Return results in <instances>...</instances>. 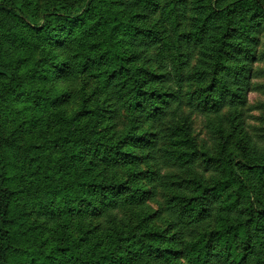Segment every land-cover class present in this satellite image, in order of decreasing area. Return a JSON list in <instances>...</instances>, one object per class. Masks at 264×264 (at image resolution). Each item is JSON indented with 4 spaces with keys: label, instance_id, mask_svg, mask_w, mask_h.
Listing matches in <instances>:
<instances>
[{
    "label": "trees",
    "instance_id": "16d2710c",
    "mask_svg": "<svg viewBox=\"0 0 264 264\" xmlns=\"http://www.w3.org/2000/svg\"><path fill=\"white\" fill-rule=\"evenodd\" d=\"M263 30L264 0H0V264H264Z\"/></svg>",
    "mask_w": 264,
    "mask_h": 264
},
{
    "label": "rangeland",
    "instance_id": "374dc122",
    "mask_svg": "<svg viewBox=\"0 0 264 264\" xmlns=\"http://www.w3.org/2000/svg\"><path fill=\"white\" fill-rule=\"evenodd\" d=\"M259 38L260 42L256 46L255 53L257 61L252 65L251 86L247 92V104L243 108V120L248 133L260 143H264L261 142L264 136V30ZM53 114L54 111H51L46 120L52 119ZM191 126L199 151L215 156L218 150L215 139L209 133L207 120L198 114L192 119ZM199 168L200 171H203L205 166L200 164ZM30 209H32V205H30Z\"/></svg>",
    "mask_w": 264,
    "mask_h": 264
}]
</instances>
